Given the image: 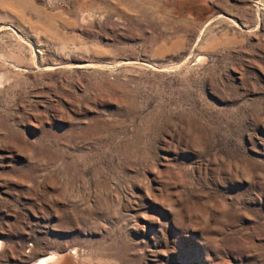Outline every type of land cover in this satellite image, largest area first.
Masks as SVG:
<instances>
[{
  "label": "rangeland",
  "instance_id": "374dc122",
  "mask_svg": "<svg viewBox=\"0 0 264 264\" xmlns=\"http://www.w3.org/2000/svg\"><path fill=\"white\" fill-rule=\"evenodd\" d=\"M52 253L264 264V0H0V264Z\"/></svg>",
  "mask_w": 264,
  "mask_h": 264
},
{
  "label": "bare ground",
  "instance_id": "6f19581e",
  "mask_svg": "<svg viewBox=\"0 0 264 264\" xmlns=\"http://www.w3.org/2000/svg\"><path fill=\"white\" fill-rule=\"evenodd\" d=\"M55 256L56 255L53 254L50 256L40 257L39 259L36 260L35 264H49V261L52 260H53L52 264H57L60 261L61 257L60 256L55 257Z\"/></svg>",
  "mask_w": 264,
  "mask_h": 264
}]
</instances>
